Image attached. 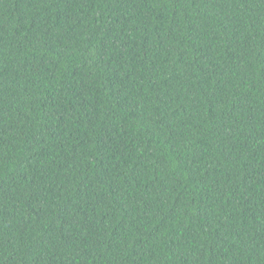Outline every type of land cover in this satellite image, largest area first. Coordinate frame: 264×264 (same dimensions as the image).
Returning a JSON list of instances; mask_svg holds the SVG:
<instances>
[{"label": "trees", "instance_id": "1", "mask_svg": "<svg viewBox=\"0 0 264 264\" xmlns=\"http://www.w3.org/2000/svg\"><path fill=\"white\" fill-rule=\"evenodd\" d=\"M0 264H264V0H0Z\"/></svg>", "mask_w": 264, "mask_h": 264}]
</instances>
